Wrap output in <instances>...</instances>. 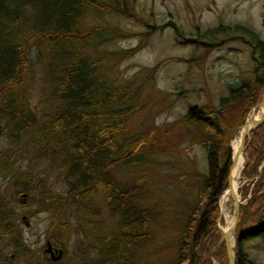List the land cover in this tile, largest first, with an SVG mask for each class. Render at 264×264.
<instances>
[{
    "label": "trees",
    "instance_id": "16d2710c",
    "mask_svg": "<svg viewBox=\"0 0 264 264\" xmlns=\"http://www.w3.org/2000/svg\"><path fill=\"white\" fill-rule=\"evenodd\" d=\"M106 16L153 27L148 23L151 18L137 14L132 0H0V126L13 147L35 146L38 160L60 170L67 184L66 194L58 198L42 193L44 209L52 212L67 202L76 208L83 206L95 216L93 199H105L110 215L117 217L118 230L100 241V258L95 264H150L143 258V248L153 240L147 228L156 214L149 206L140 208L134 202L137 184L120 187L111 173L116 167L151 163V153L159 141L158 128H133L134 120L145 110L141 85L134 79L117 82L110 71L113 65L133 56L151 32L143 33L136 48L109 50L106 44L136 34L109 24ZM93 19L102 23L90 25ZM168 25L181 43L193 47L189 59L197 50L223 39V43L232 40L248 45L254 61L250 76L239 87L229 88L217 105L193 107L175 124H182L186 133L192 129L199 132L192 139L201 137L207 171L197 200L186 214L177 240V256L170 264H195L197 257L200 264H210L209 252L219 239L218 203L227 190L231 166L230 150L227 144L223 147L225 132L220 118H225L229 106L242 105V125L260 104L264 42L239 25L220 24L195 35L184 34L174 22ZM35 66L49 84L48 107L40 112L30 105ZM244 155L247 164L242 177L250 178L264 162V121L250 132ZM10 156L0 154V177L12 166ZM257 176L251 198L240 206L234 233L239 242L260 237L264 243V164ZM15 184L24 192L45 189L42 179L24 173L16 176ZM11 209L0 195V227L12 236L22 254H27ZM56 213L51 231L66 226L57 224ZM50 241L57 245L54 238ZM223 248L213 255L221 264H228ZM236 249L239 251L240 244ZM236 264H244L240 254Z\"/></svg>",
    "mask_w": 264,
    "mask_h": 264
},
{
    "label": "rangeland",
    "instance_id": "374dc122",
    "mask_svg": "<svg viewBox=\"0 0 264 264\" xmlns=\"http://www.w3.org/2000/svg\"><path fill=\"white\" fill-rule=\"evenodd\" d=\"M132 2L140 17L146 20L151 18L148 23L153 27L146 28L121 17L106 16L105 20L109 24L136 35L116 39L105 47L109 50L136 48L145 31H150L151 34L133 56L113 65L110 75L120 83L132 79L140 83L145 110L136 117L133 128L157 127L159 141L151 153V163L116 167L111 174L120 187L137 184L139 189L134 202L140 208L149 206L156 214L147 228L153 240L143 248L146 252L144 260L150 264H170L177 256V240L187 219L186 214L197 200L196 193L203 187L202 176L207 171L206 149L200 144L201 137L192 139L199 132L192 129L191 133H186L187 129L182 124H175L193 107L217 105L220 98L228 94L229 88L239 87L250 76L254 61L248 45L232 40L223 43V39L212 43L210 47L197 50L193 59H189L193 47L181 43L168 24L174 22L184 34L192 35L220 24L239 25L253 31L264 42V0ZM89 23L98 25L102 21L93 19ZM31 56L34 61L33 51ZM48 92L49 84L39 66H35L30 98L33 110L40 112L48 107ZM259 111L258 106L252 109L243 124L255 119L254 116ZM242 115V105L235 104L226 109L225 118H220L221 129L225 132L223 147L227 144L231 157L232 141L243 126L239 124ZM0 154L11 155L8 159L12 163L11 168L0 177V195L14 212L17 230L27 252L22 254L12 236L0 227V262L95 264L100 258V241L118 230L117 217L110 215L105 199L101 196L93 199L95 216L83 206L76 208L69 206L67 202L59 205L55 211H47L41 194L59 198L67 191V184L62 179L60 170L51 168L46 161L38 160L35 146L19 144L13 147L3 131H0ZM245 162L247 164L246 158ZM262 165L256 175L241 177V206H245L251 198L253 185ZM22 173L37 180L42 179L45 189L22 191L15 184L16 176ZM20 193L28 196L24 197V200L27 199L25 204L19 198ZM219 204L221 205L220 200L216 222L219 239L209 252L210 264H221V259L213 254L224 245L219 243V229L225 228L226 221L223 216L221 218ZM234 204L235 202L230 205L232 216ZM54 213L57 224L63 223L66 226L51 231ZM44 238H54L57 243L55 246L64 249V255L58 262L51 263L43 253ZM234 239L235 234L233 241ZM237 244H240L239 251L236 249ZM237 244L234 241L235 253L241 255L244 264H264L262 238L256 237ZM12 255L15 256L10 258ZM224 255L226 257L225 251ZM194 263L200 264V258L197 257Z\"/></svg>",
    "mask_w": 264,
    "mask_h": 264
},
{
    "label": "water",
    "instance_id": "95a60500",
    "mask_svg": "<svg viewBox=\"0 0 264 264\" xmlns=\"http://www.w3.org/2000/svg\"><path fill=\"white\" fill-rule=\"evenodd\" d=\"M258 107L259 108L263 107V111L260 114L259 118L252 120L250 127L247 126V121L242 126V127H245V131L243 133V136L241 139V145L239 146V149L231 157V166H230L228 177H227V189H229L231 186V177H230L231 169L233 165L236 163L238 155L240 153H243L244 155L246 139L248 138L250 132L253 131L255 128H257L264 121V92H263L262 99ZM245 166H246V163H245ZM240 206H241V203L235 201L234 210H233V224L231 225L230 229L228 231H221L219 229L220 230V242L219 243L224 244L228 264H236V258H235L236 253H235L234 241H236V244H237L239 242V239L237 238L236 240L234 239L233 241V238H234V233H235V229L237 226V222L239 219ZM44 252L46 254H51V260L53 262L59 261L63 254L62 249H58V250L52 249L50 242L46 243Z\"/></svg>",
    "mask_w": 264,
    "mask_h": 264
},
{
    "label": "bare ground",
    "instance_id": "6f19581e",
    "mask_svg": "<svg viewBox=\"0 0 264 264\" xmlns=\"http://www.w3.org/2000/svg\"><path fill=\"white\" fill-rule=\"evenodd\" d=\"M263 111V107L260 108V111L258 112L257 116H254L255 119L259 118L260 114ZM251 119L249 122H247V126H251V121L255 120ZM245 131V127H241L238 130V133L234 137L232 141V153L233 155L237 152L239 149V146L241 145V139L243 136V133ZM245 157L243 153H240L238 155L236 163L233 165L230 173L231 177V186L229 189H227L221 196L220 199V215L224 217L226 221L225 228H220L221 231H228L233 224V216L230 211V205L234 203L235 201L240 203V196H239V186H240V180L242 177L243 170L245 168Z\"/></svg>",
    "mask_w": 264,
    "mask_h": 264
},
{
    "label": "flooded vegetation",
    "instance_id": "af4514ba",
    "mask_svg": "<svg viewBox=\"0 0 264 264\" xmlns=\"http://www.w3.org/2000/svg\"><path fill=\"white\" fill-rule=\"evenodd\" d=\"M0 131L2 132V129H1V127H0ZM24 195H25V197H28V196H26L27 194L25 193V194H22V193H20L19 194V198H21L22 199V201L24 202V204H25V202H26V200H24ZM47 242H50V244H51V246H52V249H62L63 250V255H64V249L63 248H61V247H59V246H55L54 244H52L51 243V241L50 240H48L47 238H44V248H43V253L46 255V258L48 259V261H50L51 263H56V262H53L52 260H51V254H46L45 252H44V250H45V247H46V243ZM63 255H62V257H63ZM15 255H12L10 258H13ZM61 257V258H62ZM58 262V261H57ZM0 264H10L9 262H8V260H2L1 262H0Z\"/></svg>",
    "mask_w": 264,
    "mask_h": 264
}]
</instances>
